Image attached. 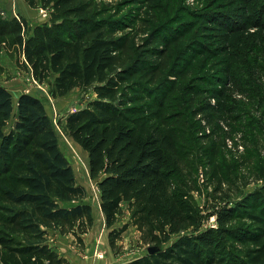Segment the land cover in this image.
<instances>
[{
    "label": "trees",
    "instance_id": "16d2710c",
    "mask_svg": "<svg viewBox=\"0 0 264 264\" xmlns=\"http://www.w3.org/2000/svg\"><path fill=\"white\" fill-rule=\"evenodd\" d=\"M25 1L52 19L28 38L22 23L9 21L34 79L49 82L55 97L96 94L66 129L88 154L110 246L128 212L143 245L160 247L126 264H264V93L259 77V91L246 88L259 117L238 108L229 86L247 94L240 87L250 84H239L236 66L216 72L209 62L238 58L229 50L242 47L245 29L184 0H127L118 9L100 0ZM130 1L135 10L124 13ZM206 1L207 9L222 0ZM228 4L264 23V0ZM239 132L241 153L227 143ZM86 197L44 102L22 93L15 106L0 85V264H70L50 231L84 244L94 223ZM211 210L216 226L205 228Z\"/></svg>",
    "mask_w": 264,
    "mask_h": 264
},
{
    "label": "rangeland",
    "instance_id": "374dc122",
    "mask_svg": "<svg viewBox=\"0 0 264 264\" xmlns=\"http://www.w3.org/2000/svg\"><path fill=\"white\" fill-rule=\"evenodd\" d=\"M19 1L25 7L20 4H16L13 10L4 8L3 5L0 7V85L11 91L15 106L22 93H30L44 102L58 133L61 150L69 158L77 182L86 188L87 197L84 201L89 203L93 209L94 223L90 231L83 235L84 244H81L74 234H61L58 230L50 231V243L62 256L69 260L70 264H123L142 256L148 252V246L143 245L140 238L141 232L131 222L128 212L122 215L115 225L116 229H122L126 225V228L121 233V239L117 242V248L113 249L110 246L109 232L111 229L107 228L104 216L100 210L99 188L97 181L90 176L88 154L71 138L66 129L68 116L85 108L90 101L96 99V94L92 89H74L67 95L55 97L52 95V85L49 82L40 83L34 79L30 68H27L24 63L25 57L20 45L15 40L16 34L11 28L9 29V21L17 19L22 23L24 29L21 34L28 38L33 34L36 27L51 24L52 19L48 10H41L43 9L42 7L32 8L24 0ZM100 1L118 9L119 6H122V2L124 3L127 0ZM230 1L232 0H222L207 9L206 0H184L182 5L191 9H199L198 11L205 14L207 18L214 17L217 13L222 14L219 18L220 21L226 24L233 22L246 30L240 31V37L244 38L242 47L236 44L234 48L229 50L230 53H238V58L233 57L234 60H229V54H225L220 56V58H210L209 62L217 66L216 72L229 65L237 67L238 78L242 79L239 84L250 85L248 87H240L247 94H240L239 90L237 91L236 88H233V85H230L232 103L240 109H243V107L250 109L251 105H256L257 102L252 101V92L246 88L255 87L259 91L257 86H252V83L258 80V77L257 83L260 84L262 93H264V23L261 22L260 14L246 12L243 8H240L239 4L231 7L228 4ZM130 3L132 2L124 4V13H130L135 10L136 4ZM203 8L205 9L203 10ZM219 45H222V41H220ZM255 75L257 78H255ZM247 76H250L251 79ZM253 109H255L254 113L259 117L260 111L252 107L251 110L253 111ZM9 129L10 124L6 130L8 131ZM228 140L227 143L229 142ZM232 140L234 142L239 140L240 143L238 146H235L234 143L232 147L234 150L239 153L245 150L246 144L242 132L234 134ZM228 146L230 147V144ZM239 146L243 148L240 149ZM261 183L262 181H258V183L251 182L247 189H252L255 185H261ZM195 198L199 204H204V194L195 193ZM75 203L77 202H69L65 203V205L71 206ZM210 213L203 224L205 228L216 224L215 214H213L212 210ZM184 233L175 235L173 240H176Z\"/></svg>",
    "mask_w": 264,
    "mask_h": 264
},
{
    "label": "crops",
    "instance_id": "0c3cea01",
    "mask_svg": "<svg viewBox=\"0 0 264 264\" xmlns=\"http://www.w3.org/2000/svg\"><path fill=\"white\" fill-rule=\"evenodd\" d=\"M15 1V3H14ZM25 1V0H24ZM26 2V1H25ZM22 5V3L19 1V0H0V7H2L1 5L4 6V8H9V10H13L14 6L15 5ZM29 5V4H28ZM23 7H25L24 5H22ZM30 6V5H29ZM101 210V208H100ZM101 213L103 214L102 210H101ZM104 216V215H103ZM105 219V218H104ZM87 234V233H86ZM83 240H84V237H83ZM127 263V262H125ZM123 263V264H125Z\"/></svg>",
    "mask_w": 264,
    "mask_h": 264
},
{
    "label": "water",
    "instance_id": "95a60500",
    "mask_svg": "<svg viewBox=\"0 0 264 264\" xmlns=\"http://www.w3.org/2000/svg\"><path fill=\"white\" fill-rule=\"evenodd\" d=\"M159 250H160V247L159 246H149L148 247V252L149 253H155V252H157Z\"/></svg>",
    "mask_w": 264,
    "mask_h": 264
},
{
    "label": "built area",
    "instance_id": "2783aa9c",
    "mask_svg": "<svg viewBox=\"0 0 264 264\" xmlns=\"http://www.w3.org/2000/svg\"><path fill=\"white\" fill-rule=\"evenodd\" d=\"M41 10H44V8L41 9ZM228 141H229L228 144H230V147H233V145H234V141H233L232 139H229ZM237 142H238V144H240V143H239V140H238ZM237 146H238V145H237ZM239 148L242 149L243 147H242V146H239ZM215 226H216V224H215V225H212V227H215Z\"/></svg>",
    "mask_w": 264,
    "mask_h": 264
}]
</instances>
